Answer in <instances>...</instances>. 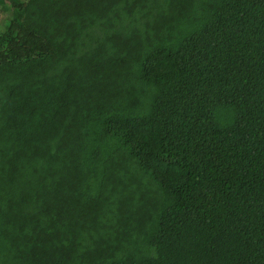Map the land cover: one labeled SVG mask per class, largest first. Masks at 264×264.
I'll list each match as a JSON object with an SVG mask.
<instances>
[{"label":"trees","instance_id":"16d2710c","mask_svg":"<svg viewBox=\"0 0 264 264\" xmlns=\"http://www.w3.org/2000/svg\"><path fill=\"white\" fill-rule=\"evenodd\" d=\"M0 4V264H264V0Z\"/></svg>","mask_w":264,"mask_h":264},{"label":"rangeland","instance_id":"374dc122","mask_svg":"<svg viewBox=\"0 0 264 264\" xmlns=\"http://www.w3.org/2000/svg\"><path fill=\"white\" fill-rule=\"evenodd\" d=\"M7 15H8L7 7L0 4V27H3L4 24L6 23Z\"/></svg>","mask_w":264,"mask_h":264}]
</instances>
